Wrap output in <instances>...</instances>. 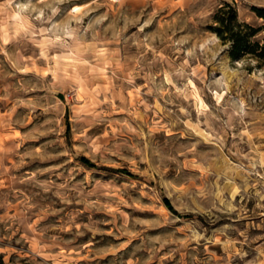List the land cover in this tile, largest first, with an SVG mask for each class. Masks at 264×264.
I'll list each match as a JSON object with an SVG mask.
<instances>
[{
  "label": "clouds",
  "instance_id": "clouds-1",
  "mask_svg": "<svg viewBox=\"0 0 264 264\" xmlns=\"http://www.w3.org/2000/svg\"><path fill=\"white\" fill-rule=\"evenodd\" d=\"M262 14L0 0L4 264H264Z\"/></svg>",
  "mask_w": 264,
  "mask_h": 264
},
{
  "label": "rangeland",
  "instance_id": "rangeland-1",
  "mask_svg": "<svg viewBox=\"0 0 264 264\" xmlns=\"http://www.w3.org/2000/svg\"><path fill=\"white\" fill-rule=\"evenodd\" d=\"M10 107V106H9ZM9 107H4L2 105H0V114H5L9 111ZM3 135L5 136H8L9 133L5 132L3 133ZM66 135L70 138V135H71V129L69 127ZM9 147H14V143L13 142H9L8 144ZM12 162V158L11 156L8 158V163L10 164ZM125 175H130L129 173H125ZM133 178H136V177H133ZM7 203H15L14 201H7ZM23 234V233H21ZM108 239H111V238H108ZM18 253H14L13 254V257H12V264H16V259L18 258ZM7 257L4 255V254H0V264H4V261ZM22 264V262H21Z\"/></svg>",
  "mask_w": 264,
  "mask_h": 264
},
{
  "label": "trees",
  "instance_id": "trees-1",
  "mask_svg": "<svg viewBox=\"0 0 264 264\" xmlns=\"http://www.w3.org/2000/svg\"><path fill=\"white\" fill-rule=\"evenodd\" d=\"M262 15H264V14H262Z\"/></svg>",
  "mask_w": 264,
  "mask_h": 264
}]
</instances>
